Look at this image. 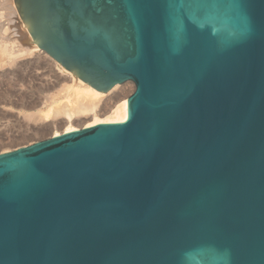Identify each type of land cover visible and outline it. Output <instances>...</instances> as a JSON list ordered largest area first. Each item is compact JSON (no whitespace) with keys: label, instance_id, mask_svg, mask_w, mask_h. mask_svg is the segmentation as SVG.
I'll use <instances>...</instances> for the list:
<instances>
[{"label":"water","instance_id":"95a60500","mask_svg":"<svg viewBox=\"0 0 264 264\" xmlns=\"http://www.w3.org/2000/svg\"><path fill=\"white\" fill-rule=\"evenodd\" d=\"M127 117L0 153V264H264V0H14Z\"/></svg>","mask_w":264,"mask_h":264},{"label":"bare ground","instance_id":"6f19581e","mask_svg":"<svg viewBox=\"0 0 264 264\" xmlns=\"http://www.w3.org/2000/svg\"><path fill=\"white\" fill-rule=\"evenodd\" d=\"M125 82L103 92L81 80L39 47L14 0H0V144L123 121L133 90Z\"/></svg>","mask_w":264,"mask_h":264},{"label":"rangeland","instance_id":"374dc122","mask_svg":"<svg viewBox=\"0 0 264 264\" xmlns=\"http://www.w3.org/2000/svg\"><path fill=\"white\" fill-rule=\"evenodd\" d=\"M55 71L56 72H58L59 70H58V68L56 69V67H55ZM58 74H60V72L58 73ZM126 82H131V81H126ZM125 82V83H126ZM132 83V85H133V89H134V84H133V82H131ZM133 91V90H132ZM132 93V92H131ZM130 93V94H131ZM40 106H42V104H40ZM39 106V107H40ZM8 111H10L9 109H8ZM11 113H13V114H15L16 112L15 111H10ZM15 112V113H14ZM18 115V114H17ZM20 116V115H19ZM3 122V121H2ZM1 125V124H0ZM81 127H84V125H80V126H78V128H81ZM3 128V124H2V126H0V129H2ZM50 134H37V135H33L31 138H29V139H25V140H20V141H18L17 140V142L15 141V142H9L8 140H7V138L5 137L4 139V143H1L0 144V153H3V152H7V151H10V150H13V149H16V148H19V147H23V146H26V145H29V144H31V143H34V142H36V141H38V140H41V139H44V138H47L48 136H49Z\"/></svg>","mask_w":264,"mask_h":264}]
</instances>
